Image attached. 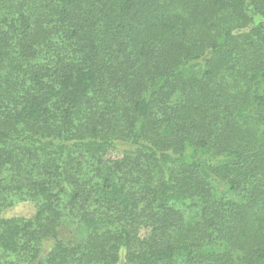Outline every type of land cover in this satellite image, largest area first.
I'll use <instances>...</instances> for the list:
<instances>
[{"label": "trees", "instance_id": "1", "mask_svg": "<svg viewBox=\"0 0 264 264\" xmlns=\"http://www.w3.org/2000/svg\"><path fill=\"white\" fill-rule=\"evenodd\" d=\"M0 264H264V0H0Z\"/></svg>", "mask_w": 264, "mask_h": 264}, {"label": "rangeland", "instance_id": "2", "mask_svg": "<svg viewBox=\"0 0 264 264\" xmlns=\"http://www.w3.org/2000/svg\"><path fill=\"white\" fill-rule=\"evenodd\" d=\"M116 154H111V157H114ZM35 212L34 207L30 203H20L17 204L2 214V217L4 218H13V217H23V218H29L31 217Z\"/></svg>", "mask_w": 264, "mask_h": 264}]
</instances>
